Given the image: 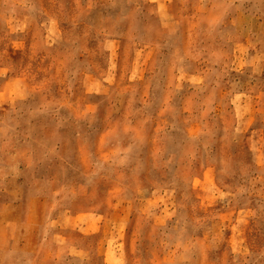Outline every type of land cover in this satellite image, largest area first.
<instances>
[{"label": "rangeland", "instance_id": "obj_1", "mask_svg": "<svg viewBox=\"0 0 264 264\" xmlns=\"http://www.w3.org/2000/svg\"><path fill=\"white\" fill-rule=\"evenodd\" d=\"M0 264H264V0H0Z\"/></svg>", "mask_w": 264, "mask_h": 264}]
</instances>
